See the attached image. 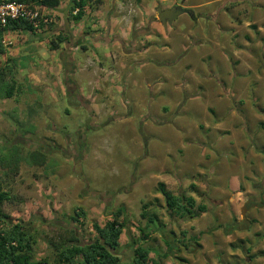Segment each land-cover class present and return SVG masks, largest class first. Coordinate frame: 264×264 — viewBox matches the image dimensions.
<instances>
[{
    "label": "rangeland",
    "instance_id": "1",
    "mask_svg": "<svg viewBox=\"0 0 264 264\" xmlns=\"http://www.w3.org/2000/svg\"><path fill=\"white\" fill-rule=\"evenodd\" d=\"M208 1L210 0L164 1L158 4V8L164 9L171 4L182 3L184 9H187ZM131 2L130 14H128V10V13H124V15H130L131 19L140 21L142 17L137 16L139 4H146L148 1L135 0L134 2L132 0ZM259 3L256 6L264 16V1ZM249 5L251 6V4ZM223 6L228 7L226 1L222 4ZM93 8L95 9V7ZM99 8L103 14L105 13L103 20L105 31L102 29L103 31L96 30L89 33V28L92 25L90 19L83 21L84 17L82 21L74 22L68 15L65 17L62 16L63 13H60L57 16L46 10L45 13L52 19L51 24L41 28L35 34L6 33L5 42L9 41L11 44L3 46L5 54L0 57V65L3 67L7 65L10 67L12 66L10 61H15L11 67L12 76L7 75L4 82L0 83V96L8 91L9 85L14 87L11 99L0 100V154H3L4 158L14 160L15 157L12 156L16 153L23 159L19 164L15 178L8 175L7 171H5L7 175L0 171V180L4 190L14 199L10 204H4L2 210L12 224L21 225L24 232L35 240L34 261L44 260L47 264H54L56 253L54 248L60 244L66 233L68 234L67 231L72 227L76 228V236L82 245L90 243L96 236L91 227L92 223L102 227L119 207L124 209L127 227L122 232L119 240L120 246L116 253L120 264H130L134 255L133 243L141 235L139 230H145L146 227L145 222L139 218L141 205L156 203L161 207V204L164 203L162 199L155 200L154 198V195L158 193L157 181H149L156 175L149 169L151 161L160 158L162 150L154 149L153 155L148 156L145 160L142 159L141 162L146 161L147 165L143 163V169L140 170L139 158L144 156L145 141L147 144H154L157 149L168 146L159 137H155L153 142H149L150 139H147L140 124L147 120L148 122H163L166 117L168 122V120H172L171 118L174 114L176 115V112L164 114L159 102H155L151 106L153 110L151 113L146 111L144 104H133L130 92L134 99L138 97L136 85L133 84L139 82V87L145 88V83L141 80L143 79L142 71L135 69L132 79L128 83L117 81L114 72L115 61L102 56L114 53L115 50L106 41L110 35V24L107 21V13L112 12L110 1H108L107 7L102 6L101 1L95 10ZM126 8L129 9V6ZM215 8L218 7L213 5L205 12L210 13L215 11ZM197 13L195 12V15ZM190 14L191 12L187 10V13L174 21L186 24L183 26L182 32L185 54L190 53L194 46L197 50L200 49L199 45L204 43L202 37L208 33L207 23L192 25L193 19ZM156 15L157 12L153 9L151 16H144L142 19L144 24L130 34L129 39L132 41L143 40L149 34L156 35L155 30L151 28L152 23L155 26L160 25ZM94 25H101V23ZM160 31L162 33L164 30L160 29ZM83 33L90 34L86 40L82 36ZM238 33L240 34V31ZM101 34L104 35L101 42L109 45L108 49H104L105 43L101 45L99 39L95 38ZM59 36L65 38L66 41L60 45L57 51H50V42L56 43ZM158 37L157 39L153 38L157 44L159 43ZM254 39L260 40L261 46H264L262 34L254 36ZM96 42H100L98 47L94 45ZM150 45L149 42H146L137 48L142 49ZM75 46H78V49L73 50ZM203 46L208 47V45ZM204 47H201L202 53L198 55L204 56L208 53V49ZM260 51L261 48L252 50L253 56L259 58L258 62H254V67L264 70V57ZM67 55L73 56L76 62L75 67L69 63ZM117 57H121L120 52ZM98 62L101 63L100 67H97ZM94 67L107 68L95 73H99L101 76L105 72L113 81L110 86L113 88L114 101L106 111L97 113L87 106L86 100H83L89 98L87 97L88 93L96 92L97 83L95 84L96 79L93 78L95 76ZM230 73H233L232 70ZM43 75L50 81L46 83V86L44 83H40L44 78ZM33 82L35 86H33ZM55 83L58 85L54 86ZM49 84L51 85L49 86ZM79 87L81 96L77 93L78 90H75ZM61 89L66 91L64 96ZM187 117L198 125L197 117L190 115ZM165 131H168L166 126L151 128V133L154 134L161 135V132ZM258 149L250 150L263 157L260 161L262 173H258L256 170L251 173L256 176L253 178L256 181L250 182V187L247 186L248 191L242 190L245 193L239 203L250 199L259 206L264 201L262 196L264 195V151ZM28 154L32 155L35 160L38 158L37 155L45 156L44 166L29 164ZM242 157L248 165L251 160L246 159L245 152H242ZM248 167L250 168V166ZM205 178L206 174H202L194 176L193 179L195 183L203 185ZM244 185L246 187V183ZM173 192L179 193L177 186ZM202 193L199 194V197L197 195L198 202L208 203L202 197ZM249 205L242 207L247 210ZM79 209L83 215L77 219L78 223L72 224L70 219L71 217L75 218V213H79ZM156 213L161 218L166 217L163 211L159 210ZM247 217L252 219V225L246 229L243 228L239 234L232 233L229 238L230 242H227L226 239V236L230 235H225L226 233L222 237L214 239L217 242L213 243L212 239L205 236L206 232H201L199 240L201 241L204 236L202 242L204 245L202 251L204 252L198 253L194 259L195 262L191 263L203 264L204 260L212 263L214 257L218 256L222 264H264V212L262 207L260 206L255 212H250ZM174 221L177 223V220ZM200 225L201 222L198 226ZM158 229V224L153 223V225L149 224L150 232L147 231L157 239L156 243L146 241L140 244L138 241L151 253H156L153 257L150 256L152 258L147 264L166 262L182 264L173 261L176 253L170 252L162 244L160 235L157 233ZM244 237H246L247 243L243 242ZM191 244L197 247L196 243L192 241ZM163 248L164 252L160 253V249L163 251ZM230 253H234V255H229ZM163 256L167 257L163 258Z\"/></svg>",
    "mask_w": 264,
    "mask_h": 264
},
{
    "label": "crops",
    "instance_id": "2",
    "mask_svg": "<svg viewBox=\"0 0 264 264\" xmlns=\"http://www.w3.org/2000/svg\"><path fill=\"white\" fill-rule=\"evenodd\" d=\"M101 1L102 6L105 7L108 6V1L111 4L112 12L107 13L110 35L106 41L110 43L112 49H115L114 53L102 56L115 61L114 72L117 81L128 83L132 79L135 69H140L143 74L141 80L145 83V88L139 87L138 80L133 84L136 85L138 94V97L134 99L130 92L133 104L142 103L144 107L146 106V111L151 113L153 111L151 106L155 102H159L164 114L176 112L171 121L167 122L166 117L163 122H148L147 120L140 124L141 130H144L147 139H150L149 142H153L155 137H159L168 147L157 149L154 144H147L145 141L144 156L139 158V170L143 169V163L147 165L146 161L141 162L142 159L145 160L148 156L153 155L154 149L162 150L160 158L151 161L152 164L149 167L156 174L149 181H157V191V185L161 183L172 195L193 198L195 203L199 204L197 195L199 197V194L203 192L202 197L208 201V203H200L207 207V211L194 218L180 219L171 216L166 211L164 203L161 204V207L156 203V205L150 203L148 208L151 213L160 210L166 216L161 218L158 214V220L154 223L161 225L157 233L160 235L162 244L170 252L176 253L173 261L192 264L191 262H195V257L204 246L202 243L204 236L201 241L199 240L201 232H206L205 236L212 239L213 243L217 242L214 239H218L219 236L222 237L226 233L225 235H230L226 236L227 242H230L229 238L232 233L239 234L243 228L246 229L252 225V219L247 217L250 212L257 211L260 206L264 212V201L259 206L250 199L239 203L245 193L242 190L248 191L247 186L250 185V182L256 181L253 179L255 175L251 173L254 170L262 173L260 161L263 157L252 153L251 150L259 148V151H264V70L254 67V62H258L259 58L253 56L252 50L261 48L260 52L264 57V46H261L260 40L254 39V36L261 34L264 38V16L256 6L257 3L264 0H210L204 4L188 7L186 10L191 12L192 25L207 23L208 33L203 35L204 43L199 45L200 49L204 47L203 45L209 47H204L208 49V53L204 56L198 55L202 51L197 50L195 46L192 47L190 53L185 54L182 32L183 26L186 24L174 22L184 14L168 24L166 29L152 23L151 28L155 30L156 35L149 34L143 40L132 41L129 39L130 34L144 24L143 17L151 16L153 9L155 11L158 9V4L175 0H147L148 3L139 4L137 16L142 17L140 21L131 19L130 15H124V13H128V10V14H130L132 0ZM225 1L228 7H222ZM175 5L171 4L164 9ZM213 5L218 7L215 8V11L205 12ZM71 6V0H64L58 8L48 10V12L57 16L63 13L62 16L66 17ZM127 6L129 9L126 8ZM100 10V8L92 12L89 10L83 20L90 19L92 22L89 33L104 30L105 13L103 14ZM195 12H198L197 15ZM204 15L206 16L204 17ZM95 23H101L102 26L94 25ZM160 29L164 31L161 33ZM89 35L82 34L84 40ZM5 37L6 34L3 41H5ZM157 37L159 38L158 44L157 41H153V38L157 39ZM95 38L101 42L104 35H97ZM187 39H190L189 36ZM100 42H96L94 45L98 47ZM146 42L151 45L142 49L137 48ZM104 43L101 42V45ZM107 46L109 45L106 44L104 49H108ZM76 49L78 46L73 48V50ZM118 52L121 54L119 58L117 57ZM67 57L69 63L75 67L76 62L73 56L67 55ZM100 64L98 62L97 67H100ZM103 68H93L95 75L93 78L96 79L94 82L97 83V89L95 93H88L87 97L89 98L83 99L87 101V106L96 113L106 111L114 101L113 88L110 86L113 81L105 72L101 76L99 73H95L100 70L104 71ZM216 73L218 75H215ZM43 77L40 83H44L46 86V83L50 81L45 75ZM56 84L58 85L55 83L54 86ZM33 86H35L34 82ZM61 90L64 96L66 91ZM75 90H78L77 93L81 96L80 87ZM187 115L197 117L198 125L191 122ZM164 126L168 131L161 132V135L151 133V128H163ZM242 152H245L246 159L254 162L250 161L247 165L243 161ZM202 174H206L205 184L199 185L194 182L193 178ZM244 181L246 187L245 183L243 184ZM176 186L179 191L177 194L173 192ZM154 196L155 200L162 199L164 202L159 192ZM262 196L264 197V195ZM248 204L250 205L247 210H244L242 206ZM174 220H177V223ZM165 222L168 223L165 224ZM200 222L201 225L198 226ZM242 234L241 236H243ZM191 238H196L195 243L198 250L189 241ZM243 242L247 243L246 237L243 238ZM184 245L186 248L183 247ZM164 248L163 251L160 249V253L164 252ZM246 250L248 251V249ZM154 255L156 253L150 252L149 260ZM229 255H234V253ZM163 258L165 257L163 256ZM213 260L215 263L204 260L203 264H222L218 256H215Z\"/></svg>",
    "mask_w": 264,
    "mask_h": 264
},
{
    "label": "trees",
    "instance_id": "3",
    "mask_svg": "<svg viewBox=\"0 0 264 264\" xmlns=\"http://www.w3.org/2000/svg\"><path fill=\"white\" fill-rule=\"evenodd\" d=\"M18 3H31L35 4L39 8H43L45 11L53 10L60 6L64 0H14ZM72 6L69 9L68 16L74 22H80L86 16L87 11L95 10L100 4L101 0H71ZM95 7V9L93 8ZM51 24V23H49ZM48 24V25H49ZM47 25V26H48ZM44 25L40 24L39 28H33L24 20L8 21L3 27H0V57L5 54L2 41L6 33L11 32H26L35 34ZM66 41L65 38L58 37L56 43L50 42V51H57L60 45ZM84 50V49H83ZM12 66L15 61H10ZM14 63V64H13ZM3 67L0 65V83L4 82V78L11 74V67ZM8 91L1 94L0 100H8L13 97L14 87L8 86ZM39 154V153H38ZM0 154V171L12 177L17 176V169L22 162V157L14 153L12 157L14 160L2 157ZM33 159L32 155L28 154L27 159L29 164L43 167L45 164V156ZM5 171H7L5 173ZM7 175V174H6ZM158 192L164 199L165 209L171 216L184 219L185 217L194 218L207 211V207L203 204L195 203L193 198H185L184 196L172 195L168 192L164 185L159 183L157 185ZM13 197L4 190V187L0 180V264H47L44 260L34 261L33 246L36 244L35 240L25 233L21 225L12 224L9 218L3 213V206L6 203H11ZM151 204L144 203L140 208L139 218L146 224L145 230H139L140 236L138 240L133 243V257L130 264H147L149 261V249L143 247L138 243L151 241L155 242L156 238H152L149 231V224H153L158 219L156 213H151L148 209ZM79 213H75V218L71 217L70 222L72 224L78 223L77 219L83 215V212L79 209ZM158 226H161L160 224ZM96 236L95 239L82 245L80 239L76 236V228L72 227L67 231L68 234L64 236V239L60 244L55 247V261L54 264H120L117 249L119 248V237L123 230L127 227V222L124 218V209L119 207L116 209L110 217V220L105 222L102 227L97 224L91 225ZM150 232V231H149ZM189 241L195 243L196 238H191ZM52 244V243H51ZM186 248V246H183ZM166 257V256H164Z\"/></svg>",
    "mask_w": 264,
    "mask_h": 264
},
{
    "label": "built area",
    "instance_id": "4",
    "mask_svg": "<svg viewBox=\"0 0 264 264\" xmlns=\"http://www.w3.org/2000/svg\"><path fill=\"white\" fill-rule=\"evenodd\" d=\"M24 20L33 28H39L40 24L46 27L52 19L39 8L31 3H18L14 0H0V27L8 21ZM3 46L10 45V42L2 41Z\"/></svg>",
    "mask_w": 264,
    "mask_h": 264
},
{
    "label": "water",
    "instance_id": "5",
    "mask_svg": "<svg viewBox=\"0 0 264 264\" xmlns=\"http://www.w3.org/2000/svg\"><path fill=\"white\" fill-rule=\"evenodd\" d=\"M156 12H157L156 19L160 23V25L163 27V29H166V26L168 24H170L172 21L177 19L182 14H184V10L180 6H173L168 9L158 8Z\"/></svg>",
    "mask_w": 264,
    "mask_h": 264
},
{
    "label": "flooded vegetation",
    "instance_id": "6",
    "mask_svg": "<svg viewBox=\"0 0 264 264\" xmlns=\"http://www.w3.org/2000/svg\"><path fill=\"white\" fill-rule=\"evenodd\" d=\"M175 6H180V7H182V8H183V5H182V3H181V4H178V5H175ZM183 10H184V14H185V13H187V10H186V9H184V8H183ZM188 13H189V12H188ZM73 87H74V86H73ZM75 93H76V92H75Z\"/></svg>",
    "mask_w": 264,
    "mask_h": 264
}]
</instances>
